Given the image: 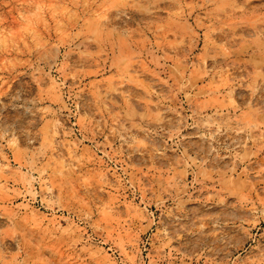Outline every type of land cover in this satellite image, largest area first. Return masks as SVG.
Instances as JSON below:
<instances>
[{"label":"rangeland","instance_id":"374dc122","mask_svg":"<svg viewBox=\"0 0 264 264\" xmlns=\"http://www.w3.org/2000/svg\"><path fill=\"white\" fill-rule=\"evenodd\" d=\"M0 264H264V0H0Z\"/></svg>","mask_w":264,"mask_h":264}]
</instances>
